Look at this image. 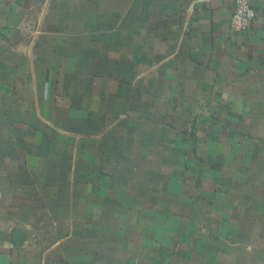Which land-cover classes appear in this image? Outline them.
I'll use <instances>...</instances> for the list:
<instances>
[{"label":"crops","instance_id":"crops-1","mask_svg":"<svg viewBox=\"0 0 264 264\" xmlns=\"http://www.w3.org/2000/svg\"><path fill=\"white\" fill-rule=\"evenodd\" d=\"M250 3L0 0V264H264Z\"/></svg>","mask_w":264,"mask_h":264},{"label":"built area","instance_id":"built-area-1","mask_svg":"<svg viewBox=\"0 0 264 264\" xmlns=\"http://www.w3.org/2000/svg\"><path fill=\"white\" fill-rule=\"evenodd\" d=\"M256 12L254 11L250 0H237L236 9L231 19V27L237 32H244L251 29Z\"/></svg>","mask_w":264,"mask_h":264},{"label":"rangeland","instance_id":"rangeland-1","mask_svg":"<svg viewBox=\"0 0 264 264\" xmlns=\"http://www.w3.org/2000/svg\"><path fill=\"white\" fill-rule=\"evenodd\" d=\"M168 182V181H167ZM168 183H171V182H168ZM163 225V224H162Z\"/></svg>","mask_w":264,"mask_h":264}]
</instances>
